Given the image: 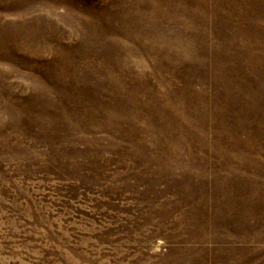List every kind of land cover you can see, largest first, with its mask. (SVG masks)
Masks as SVG:
<instances>
[{
    "label": "rangeland",
    "instance_id": "374dc122",
    "mask_svg": "<svg viewBox=\"0 0 264 264\" xmlns=\"http://www.w3.org/2000/svg\"><path fill=\"white\" fill-rule=\"evenodd\" d=\"M0 264H264V0H0Z\"/></svg>",
    "mask_w": 264,
    "mask_h": 264
}]
</instances>
